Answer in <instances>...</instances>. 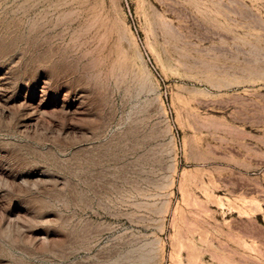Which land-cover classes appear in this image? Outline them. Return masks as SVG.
I'll list each match as a JSON object with an SVG mask.
<instances>
[{
    "label": "rangeland",
    "instance_id": "1",
    "mask_svg": "<svg viewBox=\"0 0 264 264\" xmlns=\"http://www.w3.org/2000/svg\"><path fill=\"white\" fill-rule=\"evenodd\" d=\"M0 264H264V0H0Z\"/></svg>",
    "mask_w": 264,
    "mask_h": 264
}]
</instances>
